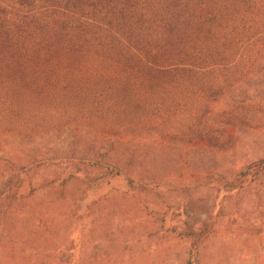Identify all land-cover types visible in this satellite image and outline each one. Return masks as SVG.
I'll return each mask as SVG.
<instances>
[{
  "label": "rangeland",
  "instance_id": "1",
  "mask_svg": "<svg viewBox=\"0 0 264 264\" xmlns=\"http://www.w3.org/2000/svg\"><path fill=\"white\" fill-rule=\"evenodd\" d=\"M263 158L264 55L165 133L1 131L0 264H264Z\"/></svg>",
  "mask_w": 264,
  "mask_h": 264
},
{
  "label": "trees",
  "instance_id": "2",
  "mask_svg": "<svg viewBox=\"0 0 264 264\" xmlns=\"http://www.w3.org/2000/svg\"><path fill=\"white\" fill-rule=\"evenodd\" d=\"M263 55L264 0H0V132L165 133Z\"/></svg>",
  "mask_w": 264,
  "mask_h": 264
}]
</instances>
